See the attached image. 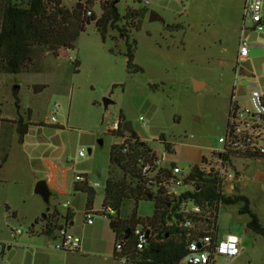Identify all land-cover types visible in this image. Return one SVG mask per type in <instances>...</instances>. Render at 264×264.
<instances>
[{
	"label": "rangeland",
	"instance_id": "1",
	"mask_svg": "<svg viewBox=\"0 0 264 264\" xmlns=\"http://www.w3.org/2000/svg\"><path fill=\"white\" fill-rule=\"evenodd\" d=\"M64 1L67 7L76 3ZM136 1L139 0L116 3L125 13L128 7L144 5ZM146 6L149 12L142 28L130 32L138 42L135 63L144 71H129L122 35L110 30L104 39L93 21L77 37L73 49H58L59 55L46 49L37 69L0 74L2 121L18 116V122H33L24 143L8 126L10 122H0V164L6 156L0 168L3 263L18 264L24 253L29 257L31 253H43L41 264H127L113 257L117 242L114 229L119 224L113 219L115 213L98 212L105 198L111 148L121 141L107 132V122H115L122 114L125 121L132 122L137 135L149 141L160 157L164 156L166 165L175 162L188 170L200 162L202 155L209 157L212 149L219 147V138L227 132L234 87L243 89L251 81L264 85V27L242 33L245 0H150ZM93 9L97 16L101 15L98 2ZM151 11L163 17L164 22L152 21ZM246 24L253 26L250 19ZM241 37L250 44L249 61H242L241 68L251 78L235 84ZM77 59L81 62L78 71L74 69ZM195 80L204 83L199 90ZM105 98L112 101L107 108ZM56 104L60 105L58 111ZM53 114L63 127L48 123ZM141 116L148 121L147 128ZM163 133L175 153L166 154L156 141ZM79 150H84L85 156L78 157ZM48 163L65 164L70 171L66 192H53L46 203L35 192L37 177L31 166L39 169ZM235 168L241 172L240 179L232 183L233 187L227 182L226 193L239 190L247 195L264 224V163L239 161ZM77 174L87 176L90 184H101L95 188L97 212L92 224H85L87 194L74 188ZM181 190L182 187L174 188L175 192ZM67 202L70 208L64 207ZM55 208L60 212V223H65L69 211L73 213L72 232L81 237L82 250L59 251L54 237L41 234L43 219ZM135 209L138 216L149 217L155 204L145 199L127 202L121 217L131 216ZM37 219L41 221L36 223ZM246 220L249 216L239 213V205L219 206L218 235L235 233L243 245L235 259L225 262L217 257L212 264H264V236L250 231Z\"/></svg>",
	"mask_w": 264,
	"mask_h": 264
},
{
	"label": "trees",
	"instance_id": "2",
	"mask_svg": "<svg viewBox=\"0 0 264 264\" xmlns=\"http://www.w3.org/2000/svg\"><path fill=\"white\" fill-rule=\"evenodd\" d=\"M116 1L76 0L73 6L67 7L64 0H0V74H19L32 68L37 69L40 66V55L46 49H52L56 55H59L58 49H73L77 37L93 21L104 39L110 30H117L122 35L129 71H144L135 63L138 42L130 32L142 28L149 8L139 5L128 7L125 13H121ZM97 2L101 8L100 16L93 9ZM136 2L140 4L141 1ZM88 11L91 13L88 14ZM74 64V69L78 71L81 62L77 59ZM17 107H21L19 101ZM120 117L118 131L111 134L121 138V141L115 142L111 148L109 177L102 204L104 211L115 213L113 219L119 223L114 229L117 240L114 250L116 260L132 264H182L192 252L189 249L192 242H200L207 235L218 238L220 205H239V213L249 216L246 227L264 236V224L253 210L249 197L239 190L233 194L226 193L219 172L213 167L207 169L206 165L211 163L214 153L190 165L180 186L183 190L175 192L169 186V178L176 163L155 165L157 151L136 132L127 133L122 127L125 117L122 114ZM4 121L11 122L0 118V122ZM156 141L163 145L168 154L176 152L164 133ZM5 161L6 156L0 168ZM148 165L150 169L145 172L144 168ZM118 172L122 175L118 176ZM74 188L87 194V209H94L96 190L89 184L87 176L86 181H77ZM143 199L154 202L152 216L140 217L135 209L131 216L121 217V210L127 202L138 203ZM194 205L200 207V210L192 212L190 209ZM59 218L57 208L49 211L48 217L43 219L45 223L41 234L54 237L64 227ZM71 218L73 213L69 211L66 219ZM39 221L37 219L36 223ZM137 225L150 231L149 239L142 249L137 248L133 234L127 237V230H133ZM34 230L31 228L30 231L35 233Z\"/></svg>",
	"mask_w": 264,
	"mask_h": 264
},
{
	"label": "built area",
	"instance_id": "3",
	"mask_svg": "<svg viewBox=\"0 0 264 264\" xmlns=\"http://www.w3.org/2000/svg\"><path fill=\"white\" fill-rule=\"evenodd\" d=\"M139 1L144 5L150 3V0ZM90 13L91 12L88 11V14ZM247 19L251 20L255 28L262 29V27H264V0H245L242 33L250 29L246 27ZM249 53L250 44L241 37L237 66L235 69V84L240 83L241 79L246 77L244 74L245 72H243L241 68V62L248 58ZM248 99L249 103L245 105L237 104L234 99L231 100L227 132L219 138V147L212 149V153L215 155L213 158L211 157L212 159L209 158V160L211 159L212 161L209 165H206L208 170L213 167L219 172L225 188L227 182L231 183L233 187V184L236 183V178L241 176V172L235 168L237 162L255 160L264 163V91L254 82L249 88ZM59 108L60 105L56 104L55 111H58ZM140 121L145 128L148 127V121L143 116L140 117ZM120 122V117L113 123L107 122V132H117L120 127ZM48 123L52 125H64L54 114L51 119L48 120ZM165 153L168 154L166 151ZM85 154L84 150H79L78 157L85 156ZM155 165L164 166V156L160 157L158 155L155 160ZM149 169L150 165L146 166L144 171L147 172ZM189 169L185 170L178 164L172 167L171 176L169 178V186L172 190L183 184ZM69 170V167L65 164H51L49 171L45 175L48 186L56 192H63ZM75 179L77 181H86V176L77 174ZM90 185L94 188L101 186L99 182ZM64 207L69 208L70 203H65ZM190 210L192 212H197L200 210V207L194 205ZM96 212L95 209H86V224L93 223V214ZM98 212L106 213L103 208ZM21 233L22 231L18 230V234ZM130 234L134 235L137 248L142 249L149 239L150 231L146 230L144 226L137 225L133 230H130L129 235ZM240 243V236L235 233H229L225 237H218L216 239L211 235H207L201 239L200 242L194 241L190 244L189 249L192 252L183 260V264H212L217 257H222L225 258L226 261H229L240 254ZM81 247L82 239L80 236L69 231L66 227H62L57 231V240L55 242V248L57 250L73 252L79 251ZM120 247L119 245L118 248Z\"/></svg>",
	"mask_w": 264,
	"mask_h": 264
},
{
	"label": "crops",
	"instance_id": "4",
	"mask_svg": "<svg viewBox=\"0 0 264 264\" xmlns=\"http://www.w3.org/2000/svg\"><path fill=\"white\" fill-rule=\"evenodd\" d=\"M248 27L250 28L249 30H251V31H254L256 29L254 27V25L253 26H248ZM249 56H250V53H249ZM249 56L246 59V61H249ZM244 74L246 75L247 78H251L250 77L251 74H248L247 72H245ZM243 80L244 79H241L240 83H238V84H241L243 82ZM253 82L256 83V85L264 91V85L263 84H260L259 81H257V82L256 81H251L250 84H249V86H246L243 89L239 88L238 86H235L234 89H233V94L231 96V100L234 99L237 102V104H241V105L248 104L249 103L248 92H249V88H250V86H251V84ZM6 118L8 120H11L10 124L8 125L10 127V129H12L16 134H18V139L20 138L23 141V143H24L25 136L28 135L30 133V131L32 130V127H31L32 126L31 124L33 123L32 120L31 119L30 120H25V122L22 123V122H18V116H13L11 118L6 117ZM13 124H14V126H12ZM23 126H24V129H23ZM58 126H61V125H58ZM61 127H63V126H61ZM25 156H27V155H25ZM203 156H205V154L202 155V158H203ZM31 158H32V160H35V158H33L32 156H31ZM202 158H201V160H202ZM28 159H29V156H28ZM51 164H53V163H48L46 166H41L39 169H38V167H36V165L35 166H31V171L37 177V182L40 179H45V177H46L45 175L49 171V167H50ZM54 164H56V163H54ZM69 171H68V174H69ZM239 179H240V176H238L236 178V181H239ZM50 190L52 192V195H53V192H56V191L52 190L51 188H50ZM65 192H66V189L64 188L63 192H56V194H62V193H65ZM52 195H51V197H52ZM247 222H248V220H246V223ZM60 224H62L64 227H66L69 231L72 232V226L74 225L73 218L66 219L65 223H60ZM21 234H18V235H21ZM128 235H129V232H127V237H128ZM226 235H223V236H219L218 235V237L219 238H222V237H225ZM54 238L57 240V234H55ZM242 245H243V242L241 240L240 248L242 247ZM82 249H83V241H82V247H81L80 250H82ZM114 250H115V248H114ZM42 254L43 253H31L30 254V257H29V255H27V254L24 253V255H22V257L18 258V264H41V258L42 257H40V256ZM2 256H3L2 253H0V257H2ZM113 257H114V255H113ZM114 259H115V257H114ZM223 259L225 260V262H227L225 258H223ZM233 259H235V258H233ZM0 264H5V263H3V261H0ZM6 264H9V263H6ZM14 264H17V263H14ZM127 264H131V263H127Z\"/></svg>",
	"mask_w": 264,
	"mask_h": 264
},
{
	"label": "water",
	"instance_id": "5",
	"mask_svg": "<svg viewBox=\"0 0 264 264\" xmlns=\"http://www.w3.org/2000/svg\"><path fill=\"white\" fill-rule=\"evenodd\" d=\"M150 19L152 21H155V20H160V21H163L164 22V18L161 17L160 15H158L156 12L154 11H151V15H150ZM204 85V83L202 81H198V80H195L194 81V86L197 90H199L202 86ZM109 102H112L110 99L108 98H105L104 99V104H105V107L107 108L108 106V103ZM24 125V124H23ZM123 129L132 134L135 132L134 130V127H133V124L130 120H126L123 122ZM35 192L37 194H39L46 203H49L50 202V199H51V195H52V192L50 190V187L48 186L47 182L45 179H40L36 185H35ZM46 216V215H45ZM113 222L111 223L112 227H113ZM127 232H130V230H127Z\"/></svg>",
	"mask_w": 264,
	"mask_h": 264
}]
</instances>
